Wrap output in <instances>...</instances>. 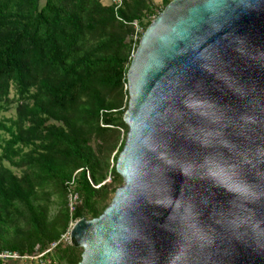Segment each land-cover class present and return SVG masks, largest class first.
Here are the masks:
<instances>
[{
    "label": "water",
    "instance_id": "95a60500",
    "mask_svg": "<svg viewBox=\"0 0 264 264\" xmlns=\"http://www.w3.org/2000/svg\"><path fill=\"white\" fill-rule=\"evenodd\" d=\"M128 128L79 264H264V0H174L127 75Z\"/></svg>",
    "mask_w": 264,
    "mask_h": 264
},
{
    "label": "trees",
    "instance_id": "16d2710c",
    "mask_svg": "<svg viewBox=\"0 0 264 264\" xmlns=\"http://www.w3.org/2000/svg\"><path fill=\"white\" fill-rule=\"evenodd\" d=\"M157 1L122 0L115 14L103 0H0V255L19 257L0 264L80 263L74 242L45 252L70 223L99 218L123 186L126 75L174 0Z\"/></svg>",
    "mask_w": 264,
    "mask_h": 264
},
{
    "label": "built area",
    "instance_id": "2783aa9c",
    "mask_svg": "<svg viewBox=\"0 0 264 264\" xmlns=\"http://www.w3.org/2000/svg\"><path fill=\"white\" fill-rule=\"evenodd\" d=\"M103 1L106 2L107 4H109L113 8L115 14H117V12L122 8V0H103ZM132 25H133V27L135 29V33L136 34L140 33V30L137 27V24L133 23ZM134 40H136V35L134 37ZM78 203H79V201H78L77 195L74 194V193H70L69 196H68V209H69L70 213L73 212L75 207H77ZM74 224L75 223H70L69 227H68V230L60 237L59 241H57L55 243H52L45 253H48V252L52 251L59 244L72 245L70 233H71V230H72ZM45 253L40 254L38 256H35V257H25V258H21V259L30 260V261L31 260H38L41 257H43ZM0 259L16 260V259H19V257L16 256V255L2 254V255H0Z\"/></svg>",
    "mask_w": 264,
    "mask_h": 264
},
{
    "label": "rangeland",
    "instance_id": "374dc122",
    "mask_svg": "<svg viewBox=\"0 0 264 264\" xmlns=\"http://www.w3.org/2000/svg\"><path fill=\"white\" fill-rule=\"evenodd\" d=\"M45 2V0H39V4L42 5L43 3ZM104 2V1H103ZM154 3L155 4H158V1L157 0H154Z\"/></svg>",
    "mask_w": 264,
    "mask_h": 264
}]
</instances>
